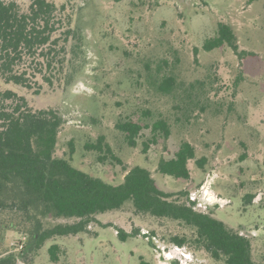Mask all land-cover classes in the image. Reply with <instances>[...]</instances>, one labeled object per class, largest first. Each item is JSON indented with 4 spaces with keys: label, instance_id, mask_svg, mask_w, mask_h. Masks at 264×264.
Masks as SVG:
<instances>
[{
    "label": "rangeland",
    "instance_id": "obj_1",
    "mask_svg": "<svg viewBox=\"0 0 264 264\" xmlns=\"http://www.w3.org/2000/svg\"><path fill=\"white\" fill-rule=\"evenodd\" d=\"M15 1L29 8V0ZM50 1L61 7L57 35L72 29L68 41L61 34L58 46L65 42L67 49L64 72L52 84L42 81L39 93L2 78L0 90L25 95L34 108H57L64 123L56 155L109 183H121L140 165L170 199L189 202L191 193L212 181L214 198L203 212L248 236L253 258L264 262V0ZM220 21L232 26L246 53L228 45L203 48ZM168 75L175 83L165 91ZM129 119L144 125L136 146L116 126ZM159 119L171 133L159 132L152 141L151 126ZM101 135L122 163L86 148ZM183 141L196 148L191 177L161 173L160 161L173 157ZM201 158L203 166L196 162ZM77 220L49 215L44 225ZM176 237L186 242L178 244ZM197 237L196 227L138 214L129 201L95 215L87 232L48 239L18 264H227ZM54 243L61 247L57 262L49 253ZM27 244L25 233L4 230L0 255L19 253Z\"/></svg>",
    "mask_w": 264,
    "mask_h": 264
},
{
    "label": "trees",
    "instance_id": "obj_2",
    "mask_svg": "<svg viewBox=\"0 0 264 264\" xmlns=\"http://www.w3.org/2000/svg\"><path fill=\"white\" fill-rule=\"evenodd\" d=\"M29 1V8L22 10L15 0H0V78L39 93L42 81L52 84L56 73L64 72L67 49L65 42L58 46L61 34H66L68 41L72 29L66 28L57 35L59 28L55 23L61 7L55 2ZM224 45L239 55L246 53L239 49L232 26L220 21L216 34L205 40L203 48L210 51ZM26 61L30 64L26 65ZM174 83V76H166L163 90L170 91ZM63 123L57 108H34L25 95L13 89L0 90V235L12 229L28 238V244L19 253L0 255V264L28 261L29 252H37L48 239L87 232L95 215L120 209L129 201L138 214L170 217L196 227L197 241L216 260L223 259L227 264H264L253 258L248 236L211 213L196 210L188 201L170 199L171 195L158 187L148 168L134 166L121 183L113 184L75 167L71 159L58 157L56 148ZM116 126L130 146L137 145L143 124L129 119ZM151 129L152 141H156L159 132L165 137L171 133L164 119L154 122ZM86 148L110 154L122 163L104 135L87 143ZM99 158L105 160L107 156ZM194 158L195 146L183 141L173 157L160 161L159 171L189 179V161ZM196 162L203 166L205 158ZM49 215L78 220L45 227L44 220ZM175 240L182 245L186 242L184 237ZM60 249L57 243L49 247L52 261H59Z\"/></svg>",
    "mask_w": 264,
    "mask_h": 264
},
{
    "label": "built area",
    "instance_id": "obj_3",
    "mask_svg": "<svg viewBox=\"0 0 264 264\" xmlns=\"http://www.w3.org/2000/svg\"><path fill=\"white\" fill-rule=\"evenodd\" d=\"M212 181L205 182L201 188L191 193L189 202L196 210L203 211V208H207L211 204L214 195L211 193Z\"/></svg>",
    "mask_w": 264,
    "mask_h": 264
}]
</instances>
